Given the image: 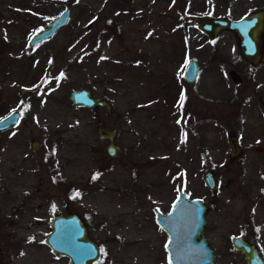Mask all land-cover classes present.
Returning a JSON list of instances; mask_svg holds the SVG:
<instances>
[{
    "label": "rangeland",
    "instance_id": "374dc122",
    "mask_svg": "<svg viewBox=\"0 0 264 264\" xmlns=\"http://www.w3.org/2000/svg\"><path fill=\"white\" fill-rule=\"evenodd\" d=\"M263 4L0 0V117L21 113L0 133V264H69L44 240L52 217L67 212H77L100 245L94 264H169L153 211L166 213L179 189L210 205L203 235L212 264H246L231 245L238 234L264 255V54L252 67L232 31L210 41L190 18H239ZM66 5L68 24L28 46ZM191 59L201 66L193 84L183 75ZM231 69L242 83L229 78ZM81 88L108 99L111 111L72 104L69 93ZM100 125L116 130V158ZM231 134L242 148L236 158ZM33 140L44 149L35 152ZM207 170L215 192L203 180Z\"/></svg>",
    "mask_w": 264,
    "mask_h": 264
},
{
    "label": "water",
    "instance_id": "95a60500",
    "mask_svg": "<svg viewBox=\"0 0 264 264\" xmlns=\"http://www.w3.org/2000/svg\"><path fill=\"white\" fill-rule=\"evenodd\" d=\"M70 14L71 8L66 5L47 22L46 27L29 37L28 46L47 40L66 26L70 20ZM190 18L197 23L198 30L203 32L210 41L215 40L223 30L232 31L237 38L241 56L252 66L261 62L264 54V5L240 18L210 14H192ZM200 67V63L195 59L185 63L183 75L188 83H194ZM228 76L235 85L242 82L241 75L235 69L229 70ZM38 89L39 85L23 87L21 93L35 92ZM68 99L74 105L90 109L106 107L110 111L112 107L108 99L96 97L92 89L88 88L72 90ZM20 120L19 111L8 112L0 117V130L15 125ZM98 135L101 139L108 141L107 153L111 157H117L120 147L114 142L116 130L99 127ZM229 143L230 157L238 156L241 148L236 135L229 136ZM31 147L35 152L44 149V145L37 140L31 141ZM254 149L258 152L263 150L260 145H255ZM203 180L210 191H217L218 184L211 170L205 171ZM209 209L210 207L202 200L191 199L183 190H179L168 212L155 211V221L167 235L165 248L169 264L213 263L215 253L203 235ZM49 224L51 229L45 235L44 240L52 253L67 256L69 264H92L97 260L99 248L89 236L88 229L80 215L74 212L57 214L52 217ZM231 245L235 252L244 255L246 264H264L259 247L244 236H232Z\"/></svg>",
    "mask_w": 264,
    "mask_h": 264
},
{
    "label": "flooded vegetation",
    "instance_id": "af4514ba",
    "mask_svg": "<svg viewBox=\"0 0 264 264\" xmlns=\"http://www.w3.org/2000/svg\"><path fill=\"white\" fill-rule=\"evenodd\" d=\"M264 5V4H263ZM261 7V6H260ZM260 7H257L256 9H258V8H260ZM255 9V10H256ZM231 18V17H230ZM240 18V17H239ZM46 27V26H45ZM43 29V28H42ZM36 32V31H35ZM34 34V33H33ZM54 35V34H53ZM52 35V36H53ZM118 34H111V36H117ZM102 36H104V35H99V37H102ZM107 37H108V39H109V35H106ZM51 38V37H50ZM49 39V38H48ZM44 41H46V40H44ZM44 41H41V42H44ZM41 42H39V43H41ZM39 43H37V44H39ZM36 44V45H37ZM28 45V44H27ZM33 46H35V45H33ZM30 47H32V46H30ZM252 66V65H251ZM252 67H254V66H252ZM242 77V76H241ZM186 80V79H185ZM242 81H243V78H242ZM242 83V82H241ZM190 84V83H189ZM96 97H98V96H96ZM106 99V98H105ZM97 108H100V109H102V108H105L107 111H108V109L106 108V107H97ZM111 109H112V107H111ZM111 111V110H110ZM110 111H108V112H110ZM21 114V113H20ZM264 114V113H263ZM20 122H21V120H20ZM20 122H18L17 124H15V125H11V126H9V127H7V128H5V129H1L0 130V133L1 132H3V131H7V130H9V129H11L12 127H14V126H17ZM99 127H103V128H105L104 126H102V125H100V126H98L97 127V133H98V128ZM106 129V128H105ZM108 130H111V129H108ZM115 130V129H114ZM116 135H117V133H116ZM116 135H115V138H116ZM99 136V135H98ZM230 136V135H229ZM237 137V136H236ZM100 138V137H99ZM238 138V137H237ZM101 139V138H100ZM101 140H103V141H106L107 142V145H108V141L107 140H105V139H101ZM114 142H115V139H114ZM238 143H239V139H238ZM107 145H106V147H107ZM241 148V147H240ZM254 148V147H253ZM263 149V148H262ZM230 150H231V147H230ZM241 151H242V148H241ZM107 152V151H106ZM120 152H121V149H120ZM262 152V151H261ZM241 153V152H240ZM108 154V153H107ZM120 154V153H119ZM118 154V155H119ZM109 155V154H108ZM229 155H230V153H229ZM240 155V154H239ZM238 155V156H239ZM110 156V155H109ZM237 156V157H238ZM111 157V156H110ZM111 158H116V157H111ZM236 158V157H235ZM97 175H99V172L97 173V171H95V172H93V173H91L90 174V176H89V180L90 181H94L95 179H97ZM179 190H181V189H179ZM178 190V191H179ZM177 195H178V192H177ZM187 196V195H186ZM188 197V196H187ZM177 198V196L175 197V199ZM174 199V200H175ZM191 199H195V198H191ZM196 199H198V198H196ZM201 200V199H200ZM203 201V200H202ZM174 202V201H173ZM172 202V203H173ZM204 202V201H203ZM172 203H171V205H172ZM206 205H208L209 207H210V205L207 203V202H204ZM171 207V206H170ZM170 209V208H169ZM156 210H158V209H155L153 212H154V218H155V211ZM160 211V210H159ZM169 211V210H168ZM168 211H166V212H168ZM67 213H70V212H67ZM74 213H77V212H74ZM162 213H165V212H162ZM78 214V213H77ZM79 215V214H78ZM81 217V216H80ZM82 218V217H81ZM83 220V219H82ZM85 223V225H86V222H84ZM159 226V225H158ZM86 227H87V225H86ZM160 227V226H159ZM161 228V227H160ZM238 235H242V234H238ZM242 236H244V235H242ZM246 239H248L246 236H244ZM248 240H250V239H248ZM250 241H252V240H250ZM252 242H254V241H252ZM166 243V242H165ZM255 243V242H254ZM256 244V243H255ZM257 245V244H256ZM97 246H98V248H99V255H98V258H97V260L95 261V262H93L92 264H94V263H97L99 260H100V258H101V253H102V251H101V248H100V245H98L97 244ZM258 246V245H257ZM259 249H260V247H259ZM2 252V250H0V253ZM167 252V251H166ZM260 252H261V256H262V260H263V262H264V255H263V253H262V251H261V249H260ZM241 254V253H240ZM243 255V254H242ZM63 256V255H62ZM244 256V255H243ZM65 258H67L68 259V257L67 256H64ZM167 258H168V255H167ZM68 261H69V259H68ZM168 262H169V259H168Z\"/></svg>",
    "mask_w": 264,
    "mask_h": 264
}]
</instances>
